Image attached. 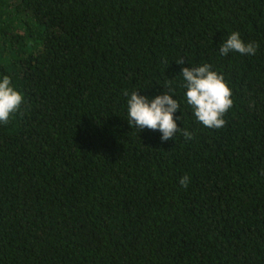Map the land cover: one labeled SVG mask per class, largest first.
Here are the masks:
<instances>
[{
  "label": "trees",
  "instance_id": "16d2710c",
  "mask_svg": "<svg viewBox=\"0 0 264 264\" xmlns=\"http://www.w3.org/2000/svg\"><path fill=\"white\" fill-rule=\"evenodd\" d=\"M234 31L254 56L220 55ZM205 63L233 92L219 130L179 86ZM5 75L0 264H264V0H0ZM169 79L192 140L128 124L124 91Z\"/></svg>",
  "mask_w": 264,
  "mask_h": 264
},
{
  "label": "clouds",
  "instance_id": "9594fccd",
  "mask_svg": "<svg viewBox=\"0 0 264 264\" xmlns=\"http://www.w3.org/2000/svg\"><path fill=\"white\" fill-rule=\"evenodd\" d=\"M259 45L254 42L245 43L239 32L234 31L220 45V55L227 56L231 52L240 55L254 56ZM176 63L183 65L185 60L179 58ZM183 82L179 85L185 89L186 103L193 110L196 120L207 129H221L226 125L225 116L233 107V92L226 83L224 76L213 70L212 65L203 64L198 67H184L181 70ZM172 79L165 82L167 92L149 99L139 91L131 94L127 90L123 95L128 97V124L140 132L144 129L162 133L161 141L174 140L177 134L186 141L193 139V134L187 129L179 128L174 114L180 111V104L171 94ZM24 103L23 95L11 86V79L5 75L0 80V125H7L10 117L17 114ZM190 177L183 176L179 183L187 187Z\"/></svg>",
  "mask_w": 264,
  "mask_h": 264
}]
</instances>
